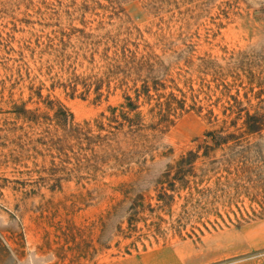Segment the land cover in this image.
<instances>
[{
	"label": "rangeland",
	"instance_id": "374dc122",
	"mask_svg": "<svg viewBox=\"0 0 264 264\" xmlns=\"http://www.w3.org/2000/svg\"><path fill=\"white\" fill-rule=\"evenodd\" d=\"M146 84L147 130L110 129L102 116ZM225 109L237 126L264 114V0H0V264H163L184 240L154 238L136 200L172 189L170 166ZM247 141L206 168L213 205L185 240L264 222V127Z\"/></svg>",
	"mask_w": 264,
	"mask_h": 264
},
{
	"label": "trees",
	"instance_id": "16d2710c",
	"mask_svg": "<svg viewBox=\"0 0 264 264\" xmlns=\"http://www.w3.org/2000/svg\"><path fill=\"white\" fill-rule=\"evenodd\" d=\"M135 93L134 98L125 96L122 104L118 107L109 108L108 116H102L108 122L110 129L116 132L124 129H128L127 132L147 130L148 127L143 124V116L140 111L142 105L139 104V100L143 95L148 104L151 100L148 95L150 88L146 84L140 92L135 90ZM171 101L178 105V109L183 110L184 102L182 100L176 102L175 99L171 98ZM162 106L163 104L158 103L155 107L158 111L153 114L155 118L158 117V121L167 118V112L165 109L163 110ZM152 111L153 109L149 113L152 114ZM226 111H229V114H225ZM232 113L230 109H225L224 118L220 125L218 128L206 132L205 139L202 141L203 144L198 145L196 151L187 152L174 165L170 166V172L174 173L170 183L172 189H166L162 186L159 194H155L154 207L149 208L148 204L145 205L143 197L136 200V207L133 208L135 210L134 216L137 217L136 222L145 225L147 221L145 213L146 211L150 213L153 218L150 227L154 229V238H164L168 231H173L182 240L191 239V235L186 234L183 237L186 226L192 221L199 223L203 214L207 213L208 208L213 205L209 201L211 194H206L210 193L209 188H202L203 184L210 181V178L205 179L207 173L211 172L206 168L216 165L218 169L222 164H227L228 160L231 163L234 162V159L241 160L244 158L242 154L249 146L248 137L260 132L264 127V114L256 112L251 115L245 112L242 124L237 126L242 116L236 114V117L230 120ZM209 114L211 117L212 113ZM214 122L217 123L216 118H214ZM209 123L212 127L216 125L212 122ZM236 149L237 152H235ZM200 151L201 154H199ZM218 153H220V157L216 158ZM198 173L200 174L198 175ZM176 184H179L177 188L175 187ZM184 190L187 191V194L182 197L179 193ZM167 191L172 194H168ZM211 199L214 200L213 197Z\"/></svg>",
	"mask_w": 264,
	"mask_h": 264
},
{
	"label": "crops",
	"instance_id": "0c3cea01",
	"mask_svg": "<svg viewBox=\"0 0 264 264\" xmlns=\"http://www.w3.org/2000/svg\"><path fill=\"white\" fill-rule=\"evenodd\" d=\"M153 251L92 264H158ZM163 264H264V222L225 229L194 244L184 240L166 249ZM76 264V262H73Z\"/></svg>",
	"mask_w": 264,
	"mask_h": 264
}]
</instances>
